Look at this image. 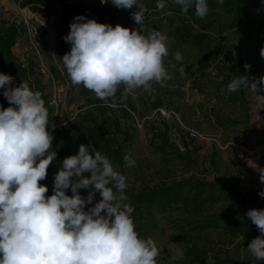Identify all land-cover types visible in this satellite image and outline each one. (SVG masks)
Here are the masks:
<instances>
[{
  "label": "rangeland",
  "instance_id": "374dc122",
  "mask_svg": "<svg viewBox=\"0 0 264 264\" xmlns=\"http://www.w3.org/2000/svg\"><path fill=\"white\" fill-rule=\"evenodd\" d=\"M8 1L12 7L6 9L3 2ZM23 1L0 0V23L17 22L21 11L38 17L43 36L42 54L56 79L53 84L43 75L45 90L49 93L54 87L60 89L63 105L57 123L62 129H71L82 140L75 117L94 106L91 103L95 94L83 85L73 86L60 64L61 44L69 26L62 21L60 11L45 18L30 6H23ZM157 2L136 0L131 9H118L111 0L105 4L101 0L70 2L83 8L88 18H99L113 27L119 24L146 37L154 30L167 37L169 54L164 58V66L170 79L152 82L150 89L137 88L130 93H125L121 85L115 94L121 93L127 100L130 116L126 119L122 117L121 106L112 104L109 98L103 100L112 109L111 114L120 118L121 126L131 138L124 151L135 160V165L125 168L127 187L142 188L195 178L221 184L224 190L209 203V212L256 209L264 204V197L258 195L264 190L260 181V173L264 174V97H261L264 85L256 93L247 86L228 92L227 85L238 76H264V58L260 56L264 48V0H259L248 19L233 30L226 25L229 15L219 12L221 20L207 28L202 45L184 42L175 35L181 18L176 4L164 0L165 8L159 9ZM57 7L60 9V5ZM140 9L146 10L143 25H138L131 16ZM23 27L19 35L21 49L16 48L15 52L24 58L23 45L27 38ZM177 51L182 55L180 62L174 58ZM245 64L251 66L250 70L245 69ZM156 126H161L163 131L154 132ZM189 130L197 132V137L190 136ZM52 149L56 150L53 141ZM180 216L178 211L169 215L157 213L160 228L143 237L151 238L158 248L157 264H174L183 256L184 244L173 223ZM218 242L226 244L224 239Z\"/></svg>",
  "mask_w": 264,
  "mask_h": 264
},
{
  "label": "clouds",
  "instance_id": "9594fccd",
  "mask_svg": "<svg viewBox=\"0 0 264 264\" xmlns=\"http://www.w3.org/2000/svg\"><path fill=\"white\" fill-rule=\"evenodd\" d=\"M173 3L184 14L194 4L199 18L209 12L207 0ZM217 3L223 5L224 0ZM111 4L131 9L136 0H111ZM165 6L158 0L157 8ZM145 11L132 12L138 25H143ZM63 39L71 50L60 58L72 85H83L100 100L114 97L121 85L130 93L170 79L164 66L167 37L159 31L146 37L119 24L113 27L76 16ZM260 56L264 58V48ZM174 58L182 61L181 53L177 51ZM179 71L184 74L183 68ZM13 82L11 75L0 73V89L11 105L0 106V264H157L158 248L151 238L139 236L131 216L134 208L123 203L126 177L91 141L63 159L54 174L53 194L46 195L48 187L40 182L57 156L48 111L39 91L25 81L15 87ZM262 85L264 76H238L227 91L247 86L256 93ZM124 160L126 167L135 165L128 154ZM260 181L264 184V174L260 173ZM89 188L86 197L79 194L78 190ZM96 193L101 197L98 202ZM258 195L264 197V190ZM88 205L93 206L85 210ZM246 215L260 233L247 249L257 261L264 260V209H249Z\"/></svg>",
  "mask_w": 264,
  "mask_h": 264
},
{
  "label": "trees",
  "instance_id": "16d2710c",
  "mask_svg": "<svg viewBox=\"0 0 264 264\" xmlns=\"http://www.w3.org/2000/svg\"><path fill=\"white\" fill-rule=\"evenodd\" d=\"M71 1L24 0L22 5L30 6L33 11L45 18H50L60 11L62 21L68 27L74 17H87L85 10L73 6L70 4ZM166 1L174 4L173 0ZM207 3L208 6H211L204 18L195 15L194 4L189 7L187 14H184L181 6L176 4L180 9L181 18L175 35L180 40L202 45L207 37V28L221 20L219 12L229 15L226 22L229 30L241 26L256 9L259 0H224L223 5H219L217 0H207ZM57 5H60V9ZM89 19H96L98 23H103L99 18L91 17ZM0 25V73L11 75L14 87L25 81L31 90L39 91L42 94L50 126L54 120L53 108L50 105L51 92H46V85L42 81L45 74L38 69L33 57L30 56L23 62L15 52L17 44L21 42L19 35L23 25L16 21H1ZM41 45L43 44L41 43ZM70 50V44L62 42L61 57ZM60 64L66 71L62 61ZM3 91L4 89H0V106L7 108L11 105L3 96ZM109 99L112 104L121 106L122 117L126 119L130 116L125 105L127 100L123 94L117 93L113 99ZM91 104L94 105L91 109L80 111L75 117L78 121L80 134L84 137L82 140L77 138L71 129L66 128L57 131L54 136L53 142L56 145L57 156L47 170L46 179L40 182L48 187L46 193L48 196L53 194L54 174L61 167L63 159L77 154L79 145H87L90 141L97 150L110 159L117 171L122 175L125 174L124 156L126 154L124 150L126 144L131 141L128 131L121 126L120 118L111 114L112 109L105 105L103 100L95 96ZM157 115L158 118H161L159 112ZM162 131L161 126H156L154 130V132ZM121 135L124 137L121 138ZM221 187V184L195 178L173 180L170 183H160L142 188L127 187L125 189L127 199L123 203L134 208L131 216L141 238L160 228L157 213L168 215L174 211L181 213L182 216L174 219L173 223L178 230L180 241L184 244V252L178 262L174 264H264V260L257 261L247 249L250 241L260 233L245 211L231 212L229 209H222L215 213L208 211L209 203L214 202L213 200H216L217 196L223 194L224 190ZM78 191L82 197H86L91 188ZM66 194L71 196V190H66ZM100 199V194L96 193L94 202H98ZM92 206L88 205L85 210ZM256 209H264V204H260ZM223 239L226 244L220 245L218 241L223 242ZM243 251L246 252L244 256L242 255Z\"/></svg>",
  "mask_w": 264,
  "mask_h": 264
},
{
  "label": "built area",
  "instance_id": "2783aa9c",
  "mask_svg": "<svg viewBox=\"0 0 264 264\" xmlns=\"http://www.w3.org/2000/svg\"><path fill=\"white\" fill-rule=\"evenodd\" d=\"M18 23H21V25L25 26V34H26V42L23 45V50L26 52V55L23 57L20 56V52H16L18 56H20V60L25 62L28 57H33V59L37 63V67L39 70H41L47 77L49 81H52L53 84H55V73L52 72V69H50L49 66L45 63V57H43L42 49H41V43H43V36L41 31V26L38 20V17L34 13H25L21 11V17L20 20L17 21ZM17 48H20L19 43L17 44ZM21 49V48H20ZM55 89L51 91L50 95V105L53 108V121L51 125L48 128V131L52 136L56 134L57 131L62 129L61 124L59 125L57 123L58 116L61 110V107L63 105V96L61 94L60 89L54 87ZM189 134L192 137H197V132H194V130H189Z\"/></svg>",
  "mask_w": 264,
  "mask_h": 264
},
{
  "label": "crops",
  "instance_id": "0c3cea01",
  "mask_svg": "<svg viewBox=\"0 0 264 264\" xmlns=\"http://www.w3.org/2000/svg\"><path fill=\"white\" fill-rule=\"evenodd\" d=\"M3 5H4V7L7 9V8H9L10 6H11V4H10V2L8 1V3L7 2H3ZM12 7V6H11ZM10 7V8H11Z\"/></svg>",
  "mask_w": 264,
  "mask_h": 264
}]
</instances>
